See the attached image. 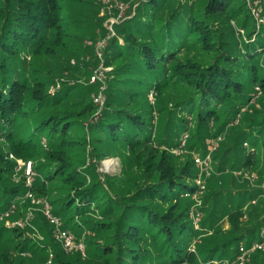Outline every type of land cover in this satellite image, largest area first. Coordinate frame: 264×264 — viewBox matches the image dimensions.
Instances as JSON below:
<instances>
[{
	"label": "trees",
	"instance_id": "1",
	"mask_svg": "<svg viewBox=\"0 0 264 264\" xmlns=\"http://www.w3.org/2000/svg\"><path fill=\"white\" fill-rule=\"evenodd\" d=\"M251 4L264 19V7ZM248 9L243 0H138L114 25L103 54V67L111 68L104 82H62L52 95L50 86L79 68L71 58L97 60L95 40L106 37L107 15L98 16L95 0H0V217L32 191L47 199L61 230L85 242L84 258L78 250L66 254L52 233L55 224L39 213L34 226L43 242L0 224V264H47L49 253L50 264H224L246 236L247 247L261 241L260 219L241 227L240 204L223 213L231 225L223 242L211 220L217 211L205 210L201 223L215 234L196 231L183 196L196 190L195 165H180L165 151L177 149L186 133L195 150L205 133L225 132L224 156H232L219 171L229 163L249 171L257 149L264 156V117L249 114L257 90L264 91V26L256 29ZM240 30L248 41L239 46ZM169 89L181 93L172 110L160 101ZM152 92L160 101L154 108L143 101ZM99 94L103 104L95 105ZM154 109L158 126L147 120ZM89 143L97 162L111 150H129L127 171L114 178L97 166L81 171L75 161ZM38 157L49 163H35L33 184L15 183V160ZM247 264H264V248Z\"/></svg>",
	"mask_w": 264,
	"mask_h": 264
},
{
	"label": "rangeland",
	"instance_id": "2",
	"mask_svg": "<svg viewBox=\"0 0 264 264\" xmlns=\"http://www.w3.org/2000/svg\"><path fill=\"white\" fill-rule=\"evenodd\" d=\"M96 3L99 5L100 9H109L106 5L102 3V0H95ZM138 0H111V8L110 9H117L116 6L123 5V7L126 9V13L129 9L132 8L133 3L137 2ZM194 0H191L193 2ZM244 1V0H243ZM252 1V0H251ZM257 4H261L262 7H264V0H255ZM249 10V14L252 15L251 9ZM264 10V9H259ZM112 15L114 16V12H112ZM99 17H101V14H98ZM253 16V15H252ZM254 18V17H253ZM255 20V19H254ZM256 29L260 31L261 27L264 26V24H259L255 20ZM104 25V23H103ZM99 29V28H97ZM96 29V30H97ZM96 36L99 35V30L95 31ZM242 35V36H241ZM245 34L240 33V36L236 35V41L240 46V43L243 41H248L246 37H244ZM232 35H229L231 37ZM244 37V38H242ZM246 38V39H245ZM89 39V38H87ZM87 39L85 40L84 44L87 43ZM100 39L99 37H96L95 42ZM89 56V55H88ZM29 57V55H28ZM83 60L81 57L78 58H71L70 60V66L71 67H79L72 73L66 72L61 76L60 79L56 80L55 85L50 86L49 92L51 89L60 88L61 83L65 82L68 84H79L83 86L87 85H93L95 83H90V76L92 75L93 71L99 68L100 63H98L97 60H92V58L89 56L87 59ZM29 61L31 60L30 57L28 58ZM84 62L90 63L89 65L85 66ZM94 65H91L93 64ZM111 71V68L105 69V77L109 75ZM73 75V77L71 76ZM101 88V87H100ZM99 88V89H100ZM176 90L169 89L168 91L164 92L160 96L161 103L164 104L169 110L173 109V106L175 105V101L178 100L181 95ZM97 97V96H95ZM92 97V98H95ZM159 100V97L154 96V93H149L143 101L150 103L153 108L156 106ZM251 104L253 105V111L249 110V114L252 115L255 119V121H260L264 117V91L257 90V94H255L253 100L251 101ZM142 106V100L137 102V106L135 108H141ZM175 113H178L177 110H173ZM239 118V117H238ZM159 119L160 117L156 114V110L154 109L151 115L147 117V120H151L154 125H159ZM234 126H237L236 123H234ZM203 130H206L205 128ZM213 130V128H212ZM86 134H90L87 131ZM82 135V133H81ZM205 138L201 140L198 139V147L195 148V150H189V146L193 144V140H189V134L186 133L185 135L181 136L179 138V147L177 149H169L168 147L165 148V151L167 153H170L174 156V159L177 163H181L180 165L184 164L186 160L192 161L193 168L195 169L196 176L201 175V178L204 183V190L199 193L195 198L185 197V199L191 203L190 208L194 207L193 212H189V221L193 228L196 231L202 230V235L205 237H211V233L214 231L217 232L218 239H222L219 241V243L223 242L226 238V233H229L231 230V225L226 218L225 213L226 210L232 211L233 208L238 206V204L241 205L243 211L245 212V215L243 219L241 220V227L250 228L252 223L255 219H260L262 222V225L260 227V231L258 235L262 234L264 239V192L262 191V186H264V156H262V152L260 149H257L258 154V161L255 164V167L253 169H250L249 171L243 170V169H231L229 168L230 163L227 166H224V171H219V168L221 166V161L226 159H230L232 156L230 152H227L224 156V152H226L227 147L229 146V140L226 138L225 132L218 135L216 138H209L206 133L204 134ZM262 139V136H260V140ZM3 145V141L0 139V146ZM155 147L159 148L158 145H154ZM243 147L249 149L248 144H244ZM47 149V148H46ZM92 147L89 143L87 147L85 148V151H82L81 153L83 155L78 156L79 159L75 161V165L80 168L81 171H85L87 174L89 169H92L93 167L97 166L98 172L101 174H108L111 177H116L118 175L124 174L128 169V164L131 163V152L129 150H111L109 153H106V158L101 159L99 162H97L94 158H92L88 151H91ZM159 150H161L159 148ZM119 151V152H118ZM204 153V154H203ZM209 154V163L206 171H200L199 167L194 162V157L196 155L205 156ZM241 154L239 153V156ZM230 156V157H229ZM13 160L14 158L11 157ZM36 160V161H35ZM34 161L30 160H24V159H16L15 163L16 166L13 170L12 179L15 183L24 182L26 186H30L33 184L34 178L38 176L39 172L34 171L35 163L36 165L39 164H47L49 163L48 160L44 159L43 157H38ZM241 160V158H239ZM31 163V179L29 180L26 169L28 163ZM239 162L237 161L236 167H239ZM132 169H134V165H131ZM217 181V182H216ZM30 184V185H29ZM195 185V183H193ZM210 192V193H209ZM211 196L209 198H206L207 195ZM30 195V196H29ZM48 205L47 199L44 197H41L40 195H35L34 192L28 191L26 192L25 196L19 201V206H13V210L0 217V224L4 225L5 227L9 229L13 228H22L24 229L25 233L31 237V240L35 243L43 242V234L42 232L34 226V221L38 214H44V206ZM213 210L219 212V214L214 213V218H211V220L215 221V224L213 223L214 231L207 230L206 228H201L202 220L204 219L205 210ZM198 213V214H196ZM252 213L251 216H248V214ZM192 214V215H191ZM17 223H21V225H18ZM51 225L54 223L50 220L49 222ZM209 224L211 221L209 220ZM206 224V226L208 225ZM57 224H55L54 227H56ZM30 229L31 232H29L26 229ZM55 231L53 230V235L55 238ZM68 231V230H67ZM74 245H78L80 243L84 244V236L77 237L75 236V233L71 232ZM199 240H201L199 235ZM250 239V237H245L241 242V244H245V242ZM197 240V241H199ZM217 240V239H216ZM56 242L59 243V247L66 253L71 254L74 253V251H77L75 248L72 250H66L63 248V245L61 242L55 239ZM209 247H212L211 244ZM264 248V247H263ZM80 254V253H78ZM81 257L84 258V255L81 254ZM52 259V255L49 253V260H47V264H50ZM249 260V259H248ZM248 261H246L245 264H247ZM27 264V263H26ZM168 264V263H165Z\"/></svg>",
	"mask_w": 264,
	"mask_h": 264
},
{
	"label": "built area",
	"instance_id": "3",
	"mask_svg": "<svg viewBox=\"0 0 264 264\" xmlns=\"http://www.w3.org/2000/svg\"><path fill=\"white\" fill-rule=\"evenodd\" d=\"M110 1L111 0H102V3L106 6L108 5L107 7L109 8V9H105V11L103 9L101 10V15H107V19L104 22V28L106 29V37L100 38L95 42V46H94L95 57L99 61L100 65H99V68L96 69L95 71H93L92 75L90 76V83H97V82L103 83L104 82V80H105V72L104 71L107 68L103 67V63H102L103 62V54H104V51L107 47L109 39L114 36V25L117 22H119L120 20H123L125 18V15H126V12H125L126 9L123 7V5H120L119 7L116 6L117 9H110L111 8ZM244 1L247 3L249 8L251 9V12H252L254 19L259 24L258 26H260L261 24H264V19L259 14V11L255 7L252 6L251 0H244ZM112 12H114V16L112 15ZM240 33H243V30H240ZM88 58H89V56H87V59ZM56 89L57 88L51 89L50 94L53 95ZM101 90H104V84H101ZM94 103H95V105H102L103 104V98L100 94L94 98ZM209 158H210L209 154H207L205 156L196 155L194 157V162L199 167L201 172L206 171V169L208 167V163H209ZM26 174H27L29 180H32L31 175H30L31 174V163L30 162L27 165ZM194 183H195V189L196 190L193 193H190V192L185 193L184 194L185 197L195 198L199 193H201L204 190V183H203V180L201 178V175L196 176ZM262 191L264 192V186H262ZM193 209H194V207L190 208L191 213L193 212ZM196 214H198V213H196ZM44 215L49 220H51L54 224H57L55 227V230H56L55 231V239L62 243L63 248L66 250H72L73 248H75L82 255H84V245L82 243H80L76 246L74 245L72 234L70 233V231L61 230L59 228L58 220L50 215L49 205H47V204L44 206ZM17 224L21 225V223H17ZM261 237H262L261 241L254 242L248 247L246 245L241 244L238 248V252H237L236 256L233 259L225 260L224 264H245L246 261H248L250 255L252 253H254L256 250L263 249L264 239H263L262 234H261Z\"/></svg>",
	"mask_w": 264,
	"mask_h": 264
}]
</instances>
